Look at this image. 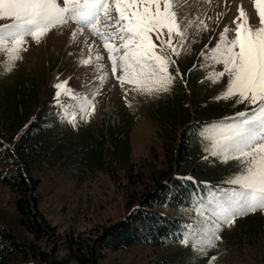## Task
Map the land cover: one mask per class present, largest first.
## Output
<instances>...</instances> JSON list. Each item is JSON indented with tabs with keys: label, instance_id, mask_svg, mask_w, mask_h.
Listing matches in <instances>:
<instances>
[{
	"label": "rangeland",
	"instance_id": "rangeland-1",
	"mask_svg": "<svg viewBox=\"0 0 264 264\" xmlns=\"http://www.w3.org/2000/svg\"><path fill=\"white\" fill-rule=\"evenodd\" d=\"M241 4L251 22L258 23L252 0H227V5L225 0H211V3L207 0H188L187 6L180 9L181 21L199 17L206 20L209 27L207 31L199 32L195 25L188 29L185 45L188 51L176 58L183 80L178 78L169 92L158 95L129 91L126 101L125 88L130 89L131 85L122 88L110 72L102 83L99 76L103 73L98 65H106L105 71L110 68L102 43L95 37L90 38L89 43L95 40L100 46L99 51L104 59L84 65L82 60L90 53L80 41L87 37H79L77 42H73L69 28L51 31L39 44L29 38L28 50L22 53L23 58L10 71L7 70L6 55L0 53V103L3 102L5 106L3 98L9 92H14L16 84L21 90L15 92L16 99L21 100L19 97L23 94L27 97L26 104L20 107L22 115L19 113L21 119L18 120L14 117L5 120L6 107L2 108L0 104L2 148L15 150L13 146L20 133L38 120L43 125H49L50 131L57 137V143L64 150L56 154L59 157L55 164L46 161L45 154L32 157L34 173L41 178L40 210L59 232L64 234L74 229L86 239L95 237L99 229L121 219L134 202H138L139 196L152 186L160 171L169 165L167 149L171 147V142L174 146L177 144L181 127L187 120L175 105L177 94H191L194 99L192 107L198 102L206 106L203 113L206 109L209 112L200 116L207 120L204 128L254 107L246 104L233 106L234 100L214 99L224 90L227 78L221 83L211 84L206 79L214 70L211 61L200 55L205 45L209 48L215 45L217 40L214 37L218 38L225 25L233 26L232 19L238 15L237 8ZM223 13L227 15H220L217 21V15ZM4 23L10 21H0V24ZM220 67L216 66L215 70H220ZM64 80L77 95L86 96L95 103V112L89 119L85 121L78 115L75 126L64 119L63 109L54 100L57 92L54 85ZM23 81L24 84L20 86ZM61 101L65 106L76 103L67 96H61ZM218 111L225 112L221 115ZM171 116L174 119L172 123L168 122ZM5 121L9 125L13 123L12 131L5 130ZM199 137L201 150L198 170L217 168L223 179L220 183H209L194 206L179 211L186 221L181 239L176 244L159 247L138 243L120 249H97L95 260L92 257L88 264H144L163 256L176 264H213L210 259L213 256L216 257L214 264H264V211L261 210L237 218L230 227L223 226L221 240L215 248L202 252L191 242H182L189 233L204 227V221L210 215V191L219 194L223 186L232 187L224 182L238 170L236 161L224 163L210 156L205 151L209 142ZM75 155L82 158L87 168L77 179L72 178L71 174L79 172L83 165L77 163ZM205 156L208 158L205 159ZM15 197L16 194L0 177V223L10 228L29 250L33 244L37 245V250H49L50 246L45 247L44 240L37 239L21 224ZM67 256V250L59 251L60 258ZM17 260L16 264H43L39 257L31 255ZM66 264L82 262L72 258Z\"/></svg>",
	"mask_w": 264,
	"mask_h": 264
},
{
	"label": "snow or ice",
	"instance_id": "snow-or-ice-1",
	"mask_svg": "<svg viewBox=\"0 0 264 264\" xmlns=\"http://www.w3.org/2000/svg\"><path fill=\"white\" fill-rule=\"evenodd\" d=\"M252 2L258 23L251 22L241 4L232 19L233 26L225 25L218 38L214 37L215 45H205L200 52L214 69L206 77L211 84L227 78L224 90L214 99L234 100L233 106H254L200 132L209 142L205 151L210 156L238 164V170L224 182L232 187L221 188L219 194L210 191V215L204 227L182 241L191 242L202 252L216 247L223 226L230 227L237 218L257 210L264 211V0ZM187 4L188 0H0V21H10L0 24V53L6 55L10 71L28 50L29 38L39 44L51 31L69 28L73 42L87 37L80 41L90 53L82 60L84 65L104 59L100 46L95 40L89 43L90 38L102 43L110 68L105 71L107 66L99 64L103 73L99 79L105 82L110 72L122 88L131 85L125 88L126 101L129 91L149 96L167 93L178 78L183 80L176 58L188 51V29L195 25L199 32L209 27L199 17L181 21L180 9ZM220 15L227 13L218 14L217 21ZM216 66H221L220 70H215ZM54 87V100L68 123L75 126L78 115L87 121L95 112L94 101L77 95L67 80ZM61 96L76 103L65 106ZM210 259L214 264L216 257Z\"/></svg>",
	"mask_w": 264,
	"mask_h": 264
},
{
	"label": "trees",
	"instance_id": "trees-1",
	"mask_svg": "<svg viewBox=\"0 0 264 264\" xmlns=\"http://www.w3.org/2000/svg\"><path fill=\"white\" fill-rule=\"evenodd\" d=\"M23 84L24 81L19 85ZM13 90L14 92H9L3 98L5 106L3 102L0 103L2 108L6 107L5 120H9L10 117L21 119L19 110L27 101L25 94L22 97L18 96L21 100L16 99L15 94L21 91L18 90L17 84ZM193 102L191 94L176 95L175 105L181 109L183 117L187 120L185 119V125L181 127L177 144L174 146L171 142V147L167 149L170 158L167 168L160 171L152 186L139 196L138 202H134L121 219L99 229L95 237H88L90 241L81 233L77 234L74 229L64 234L59 232L40 210L41 178L34 173L32 157L45 154V160L55 164L59 157L56 154L64 152L62 145L57 143V137L50 131L49 125H43L38 120L30 123L18 136L13 146L15 150L2 148L4 143L0 137V177L16 194L15 205L21 224L37 239L44 240L45 247L50 246L49 250L48 248L37 250V245L33 244L29 250L10 228L0 223V264H16L17 259L25 255L39 257L43 264H66L72 258H76L82 264H88L92 257L95 260L97 249H120L138 243L157 247L176 244L181 239L186 225L185 218L179 211L194 206L209 183L223 179L217 168L198 170V154L201 150L199 135L207 125L205 124L207 120L200 116L209 111L206 109L203 113L206 106H201V102L198 101L192 107ZM218 112L222 115L225 111ZM172 116L175 114L172 113ZM172 116L168 122L174 120ZM190 117L193 118L190 120ZM5 122L7 124L5 130L12 131L13 123L9 125L7 121ZM75 156L78 159L77 163L83 165L78 174H71L72 178L77 179L84 174L82 170L85 171L87 168L82 158ZM63 249L68 251V256L60 258L59 251ZM144 264L176 263L163 256Z\"/></svg>",
	"mask_w": 264,
	"mask_h": 264
}]
</instances>
